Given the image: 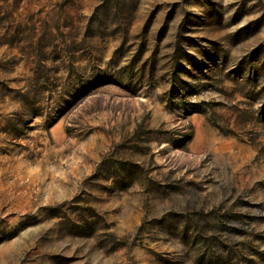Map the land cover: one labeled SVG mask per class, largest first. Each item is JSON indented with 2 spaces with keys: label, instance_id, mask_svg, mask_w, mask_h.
Returning a JSON list of instances; mask_svg holds the SVG:
<instances>
[{
  "label": "rangeland",
  "instance_id": "rangeland-1",
  "mask_svg": "<svg viewBox=\"0 0 264 264\" xmlns=\"http://www.w3.org/2000/svg\"><path fill=\"white\" fill-rule=\"evenodd\" d=\"M0 264H264V0H0Z\"/></svg>",
  "mask_w": 264,
  "mask_h": 264
}]
</instances>
